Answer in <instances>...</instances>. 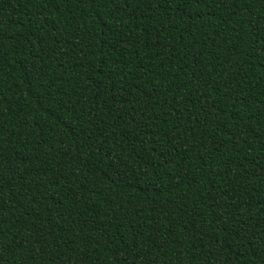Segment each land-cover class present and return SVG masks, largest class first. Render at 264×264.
I'll return each mask as SVG.
<instances>
[{"label": "trees", "instance_id": "16d2710c", "mask_svg": "<svg viewBox=\"0 0 264 264\" xmlns=\"http://www.w3.org/2000/svg\"><path fill=\"white\" fill-rule=\"evenodd\" d=\"M0 264H264V0H0Z\"/></svg>", "mask_w": 264, "mask_h": 264}]
</instances>
